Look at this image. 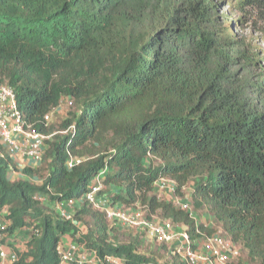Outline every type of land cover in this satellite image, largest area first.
<instances>
[{"label":"trees","instance_id":"trees-1","mask_svg":"<svg viewBox=\"0 0 264 264\" xmlns=\"http://www.w3.org/2000/svg\"><path fill=\"white\" fill-rule=\"evenodd\" d=\"M263 23L264 0H0V84L49 136L35 165L0 146L6 232L27 240L13 248L15 264H59L66 235L124 264H160L140 251L144 233L121 241L122 227L83 200L100 172L108 206L193 233L195 221L157 198L155 184L190 190L245 263L264 264V72L252 38L264 41ZM66 99L72 110L47 124ZM67 201L71 220L55 207Z\"/></svg>","mask_w":264,"mask_h":264},{"label":"built area","instance_id":"built-area-1","mask_svg":"<svg viewBox=\"0 0 264 264\" xmlns=\"http://www.w3.org/2000/svg\"><path fill=\"white\" fill-rule=\"evenodd\" d=\"M61 104L69 108L72 102L66 99L61 101L59 106ZM51 114L45 117L47 124L50 123ZM68 130L73 133L74 127L70 126L63 133ZM48 138L49 136L38 132L27 122L18 107L13 90L6 84H0V146L3 150L2 155L19 159L21 163L24 160L32 165L38 164L41 161L44 140ZM79 163L80 160L71 159L68 166L72 167ZM102 173L100 172L94 178L83 200L95 210L103 212L106 219L113 225L142 232L148 238L167 245L176 259L183 264H246L239 246L234 245L231 240L220 233L208 234L200 229L197 217L193 214L187 199L176 197V185L173 182L167 179L158 180L155 184L157 198L161 199L163 193L171 195L173 204L188 212L189 217L195 221L193 233H190L187 227L174 224L169 220L159 221L152 216L147 218L141 208L120 210L108 206L104 199L98 197L102 190ZM185 189L182 188L183 191ZM75 207L76 202L74 201H67L65 205H56L58 213L65 220H71V212ZM5 215L6 209H2L0 211V264H15L18 261V254L10 247L13 243L12 238H4L7 225H9V222L4 218ZM204 228H210L209 224H205ZM57 250L59 264H124L120 258L111 255L99 256L96 250H88L71 240L63 239L58 244Z\"/></svg>","mask_w":264,"mask_h":264},{"label":"rangeland","instance_id":"rangeland-1","mask_svg":"<svg viewBox=\"0 0 264 264\" xmlns=\"http://www.w3.org/2000/svg\"><path fill=\"white\" fill-rule=\"evenodd\" d=\"M237 14H233L232 16L234 17ZM255 18L252 17L247 23H243L240 27H238V31L240 33L241 36L243 37H249L250 35V31H251V26L254 23ZM264 24V23H263ZM259 34H253L252 33V38L255 39L254 42L255 44L260 48V62L258 64H256L255 69L258 70H262L264 72V41H262L261 38H258ZM260 35H262V33H260ZM264 83V80L262 81ZM72 109L71 108H66L63 104H61L59 107H57V109H55L52 114L50 115V122L54 123L55 125L59 124L58 122L63 120L65 118V116L67 115L68 112H70ZM22 163L24 165H29V163L27 161H22ZM12 177H16V175L11 174ZM181 190V192H179L178 194H176V197L178 199H182L185 198L187 199V201L190 204V207L192 209L193 214L198 217V216H202L205 220L206 224H212L211 221L209 220V214L208 211L206 210L205 207L201 208V209H195L193 206V200L191 197V192L190 190ZM163 197L167 198V199H172V197L166 193V194H161ZM184 196V197H183ZM162 198V197H160ZM56 207V206H55ZM57 210V209H56ZM152 217L156 220H158L159 216H157L156 214L152 215ZM1 218V217H0ZM3 219V218H2ZM212 228H214L215 233H220L221 234V228H219L218 226H216L215 224L211 225ZM139 232H136L134 230H130L128 228H122V230L119 231V238L121 241H127L129 239L130 236H135L137 235ZM142 233V232H141ZM4 238H10L8 233L5 232L4 233ZM64 239L66 240H70L69 236H65ZM13 243H11L10 247L14 248L15 250L18 251H23L25 248V243H26V239H22L21 237L18 236H14L12 239ZM142 240H143V246L141 247V252H143L144 254H147L148 256H152L155 257L157 259V261H159L160 264H180V261L178 259H174L169 252H167L164 248L161 247L162 243L157 242L154 239H150L148 238L146 235L142 236Z\"/></svg>","mask_w":264,"mask_h":264}]
</instances>
